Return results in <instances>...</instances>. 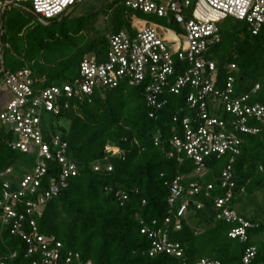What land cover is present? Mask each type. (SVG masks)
Instances as JSON below:
<instances>
[{"label":"trees","instance_id":"trees-1","mask_svg":"<svg viewBox=\"0 0 264 264\" xmlns=\"http://www.w3.org/2000/svg\"><path fill=\"white\" fill-rule=\"evenodd\" d=\"M127 1L103 0L102 8L94 16L75 19L74 23L66 22V18L76 6L53 21L37 16L30 6L27 11L39 18L41 24L23 21L12 27L11 33L6 25L7 13L20 5L10 7L4 15L3 33L7 69L31 71L42 89L73 82L87 57L97 56L103 60L111 36L134 32L143 21V15L129 8ZM100 15L110 20L106 32L94 26L95 18ZM220 28V43L211 46L207 53V59L217 64L220 84L230 75V67L236 65L239 93H251L260 85V92L253 96L250 104H264V30L255 36L246 24L234 20L225 21ZM91 32L96 35L88 36ZM183 96L171 97L170 106L153 119L145 88L123 85L114 90L98 89L93 96L74 101L70 110L52 117L50 125L67 143L66 156L78 166L79 174L69 180V187L59 196L41 207V216H35L41 235L56 237L66 252H74L82 261L93 264H196L202 259L243 264L246 250L252 245L258 249L257 264H264V237L258 240L264 235V222L259 215H246L249 206L257 202L255 197L264 191V125L256 124L260 129L257 135L239 134L240 155L229 153L222 158H208L207 171L200 176L194 160L184 157L179 162L171 157L176 153L171 146L175 137L172 131L174 127L179 128L186 115H192L187 110L179 115L180 122L174 121L178 107H186ZM229 118L227 114L225 120ZM176 134L182 135L180 129ZM15 141L14 134L1 123L0 176L11 169L10 179L18 182L33 172L37 158L14 150ZM108 147L122 153L107 152ZM232 159V210L236 211L241 205L244 213L236 212L259 225L249 231L250 243L247 244L230 238V232L238 224L218 220L216 209L217 200L226 197L230 190V186L223 188V172ZM96 166H101V171H96ZM49 169L45 189L53 175L58 174V164L50 162ZM178 177H184L183 184L188 189L198 184L201 191L178 200L172 207L171 185ZM210 185L213 190L208 197ZM119 192H125L129 199L122 202ZM248 197L252 199L246 202ZM3 198L4 182L0 177V204ZM185 202L190 203L189 211L178 220V210ZM2 213L0 207V217ZM167 218L173 223L168 230L171 242L180 244L184 250L182 259L150 256L152 243L142 230L152 229L154 221L158 222L156 229L164 227ZM177 222L182 226L180 231L175 230ZM25 227V232L31 234L28 225ZM11 232V227L0 223V258L6 264H33L39 259L27 258L28 245ZM14 253L17 257L12 259Z\"/></svg>","mask_w":264,"mask_h":264},{"label":"built area","instance_id":"built-area-1","mask_svg":"<svg viewBox=\"0 0 264 264\" xmlns=\"http://www.w3.org/2000/svg\"><path fill=\"white\" fill-rule=\"evenodd\" d=\"M80 0H0V79L5 91L0 96V122L16 141L13 149L37 158L33 172L21 181L10 179L13 171L1 174L4 182V198L0 204L3 211L0 223L11 227L13 236H20L28 245L26 257L36 256L33 264H93L84 262L74 252H66L63 243L56 237L41 235L35 216L42 215L41 207L69 187V180L78 176V166L66 156L67 143L55 133L45 115L57 117L72 108L77 100L91 97L98 89L114 90L123 85L145 88L150 117L157 119L171 104V97L184 96L186 107L179 115H186L178 127L171 146L176 150L172 158L179 162L184 157L195 161L197 173L203 176L207 171L208 158H222L227 154H241L242 140L239 134L257 135L256 124L264 125V104L252 102L261 86L251 93L240 94L236 87L238 67H230V75L224 83L218 79L217 64L207 59L209 48L221 41L220 26L228 20L244 23L249 31L258 36L264 30V0H128L133 11L165 21L164 25L142 21L134 32H121L110 37L109 50L103 60L97 56L87 57L81 64L78 77L63 86L42 89L37 86L31 71L12 72L4 59V15L15 5L29 4L35 14L47 21L65 16ZM229 119L225 120V116ZM181 131V136L176 134ZM159 144V139H156ZM107 152L121 154L117 148L108 147ZM58 164V174L53 175L48 188L44 183L49 176V163ZM232 159L223 172V188L230 190L226 197L218 199L216 209L218 220L235 223L238 226L230 232V238L250 243L249 231L258 228L236 211L232 210L234 198L232 188ZM101 171V166H96ZM111 172L113 168L110 166ZM184 177H178L171 185L170 205L178 200L199 194L198 184L191 189L183 184ZM207 196L213 190L207 188ZM44 191V194H40ZM121 200L129 199L125 192L118 194ZM34 196L37 201H34ZM34 198V199H33ZM185 202L177 213L178 220L189 211ZM201 208V205H198ZM22 209V211H20ZM167 218L164 227H145L142 233L148 235L152 250L150 256L169 255L184 258L180 244L170 240L168 230L172 225ZM31 234L25 232V226ZM182 226L176 223L175 230ZM14 253L11 258H16ZM258 249L250 246L244 255L243 264H257ZM0 264H6L0 258ZM196 264H223L220 261L202 259Z\"/></svg>","mask_w":264,"mask_h":264},{"label":"rangeland","instance_id":"rangeland-1","mask_svg":"<svg viewBox=\"0 0 264 264\" xmlns=\"http://www.w3.org/2000/svg\"><path fill=\"white\" fill-rule=\"evenodd\" d=\"M102 1L103 0H82V2L78 3L77 4L78 6L76 5V8L74 9V11H72V13L66 18V22L74 23L75 19H81V18L88 19L89 17L94 16V14L97 13V11L99 12V10L102 8ZM107 1L112 2L113 0H107ZM29 7H30L29 4H22L19 7H14L12 9V12L9 11L7 13L8 20L6 22V25H7L8 32L11 33L13 31L14 26L20 24L23 21L27 23L41 24L39 18H37L36 16L32 15L29 11H27V9H30ZM142 19L143 21H146L149 23L164 25V22H162L161 20L157 18H153L148 15H143ZM9 20L10 22L8 23ZM58 21L59 20L55 22H58ZM94 26L97 30L101 32L103 31L106 32L107 28L110 26V20L107 17H105V15L104 16L100 15L99 17L95 18ZM95 35H96L95 32H91L90 35L88 36L94 37ZM4 91H5V85L3 83V80L0 79V96ZM44 119L50 121L52 119V116L46 114ZM255 198H258L257 202L252 203L249 206L250 210L246 212V215H248L249 217H252V215H259L260 220L264 222V209H263L264 208V191L260 192ZM249 199H252V197H248L247 199H245V201L247 202V200ZM257 204H260V206L254 207ZM236 211L240 214L244 213L241 205H238L236 207ZM263 237L264 235H262L258 240H263Z\"/></svg>","mask_w":264,"mask_h":264}]
</instances>
